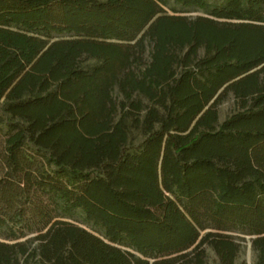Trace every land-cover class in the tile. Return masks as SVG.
Listing matches in <instances>:
<instances>
[{"label": "trees", "instance_id": "16d2710c", "mask_svg": "<svg viewBox=\"0 0 264 264\" xmlns=\"http://www.w3.org/2000/svg\"><path fill=\"white\" fill-rule=\"evenodd\" d=\"M173 2L0 0V264H264V0Z\"/></svg>", "mask_w": 264, "mask_h": 264}, {"label": "rangeland", "instance_id": "374dc122", "mask_svg": "<svg viewBox=\"0 0 264 264\" xmlns=\"http://www.w3.org/2000/svg\"><path fill=\"white\" fill-rule=\"evenodd\" d=\"M165 10L169 15L176 14V15H181V16L188 17V18L189 17L197 18V17L207 16L205 11H202L194 7H189V8L184 7L181 4L173 2V0H169V5L165 6ZM69 37L71 36L68 34H61V35H57L56 39L57 38H69ZM151 46L152 44L147 41V46H146L147 50L143 57V63L145 65L148 64L151 58L150 56L151 55L150 53L152 50ZM199 54L200 56H203L204 49H201ZM95 63H96L95 60L87 59L86 61H84L83 64L88 66V65L95 64ZM116 94L118 95L119 99L123 98V95H121L120 93L116 92ZM144 103H148L146 99H144ZM238 110H240V106L236 103L234 94L231 92L228 93L218 104L220 122L222 123V121H224L225 118L237 112ZM129 137H130V140H129L127 148L130 151L137 150L140 147V145L143 143V141L145 140V136H143L141 130L133 126L130 127ZM67 220L77 225L79 224L83 227H86L92 232L94 231L98 234L100 233L96 227H92V225L85 220L84 215L79 211L73 217L67 218ZM234 235L241 237V239L239 240L241 244V249H240L241 252L238 256V262L239 263L243 262L244 264H256L257 251L253 250L252 241H251L254 238V236H249V235H245L242 233L241 234L235 233ZM206 252H208L206 264H218L219 258L216 252H214V250L209 247L206 248Z\"/></svg>", "mask_w": 264, "mask_h": 264}]
</instances>
